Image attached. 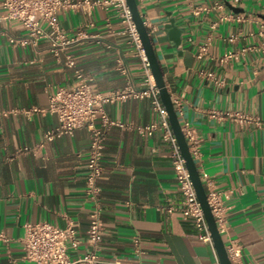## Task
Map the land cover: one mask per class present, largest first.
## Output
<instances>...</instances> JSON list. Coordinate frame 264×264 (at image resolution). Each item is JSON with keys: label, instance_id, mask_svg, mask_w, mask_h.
Returning <instances> with one entry per match:
<instances>
[{"label": "crops", "instance_id": "crops-1", "mask_svg": "<svg viewBox=\"0 0 264 264\" xmlns=\"http://www.w3.org/2000/svg\"><path fill=\"white\" fill-rule=\"evenodd\" d=\"M136 1L168 91L179 101L175 108L181 125L188 123L199 139L198 170L225 195L228 231L222 234L223 241L241 244V264H264V37L258 34L264 1ZM196 5L209 9L196 14ZM231 11L250 18L218 21ZM170 19L180 30L178 43L167 27ZM58 20L69 34L78 28L87 34L67 51L95 90L107 93L128 80L139 85L141 61L121 32L116 9L96 7L90 15L62 9ZM90 21L93 25L87 26ZM236 32L238 38L230 41L228 36ZM208 35V53L197 58L198 46ZM26 37L20 22L0 23V231L8 237L0 241V264H11L12 259L31 264L23 259L27 222L64 227L72 221L80 242L76 248L69 245V255L77 257L93 248L87 240L93 203L85 194L89 132L79 128L36 149L57 117L48 111L26 112L47 107L53 90L75 82L74 72L57 61L48 38L20 43ZM243 46L251 47L238 58L220 62L226 51ZM120 62L127 74L120 72ZM203 71H212L223 84ZM106 110L112 119L134 126L159 119L147 98L116 101ZM227 112L254 116L262 123L240 122L224 116ZM25 147L29 150H22ZM170 153L161 130L148 135L135 127L107 128L99 180L104 230L96 264L220 263L217 252L199 239L194 224L181 214L182 193ZM168 206L175 210L169 213Z\"/></svg>", "mask_w": 264, "mask_h": 264}, {"label": "built area", "instance_id": "built-area-1", "mask_svg": "<svg viewBox=\"0 0 264 264\" xmlns=\"http://www.w3.org/2000/svg\"><path fill=\"white\" fill-rule=\"evenodd\" d=\"M193 2V0H189ZM264 1V0H255ZM0 23H11L18 21L27 31V37L20 39V43L28 41L35 42L41 37L48 38L50 50L58 62L64 64L74 72L75 82L70 86H60L49 94L47 107H32L27 109V113L48 111L57 117V124L46 130L43 140L35 147H42L44 143L54 140L62 135H72L79 128H86L89 132V149L85 174V194L93 203L90 212V222L87 228V240L92 245V249L83 255L71 257L68 247L76 248L80 242L77 229L72 221L64 227L57 226L50 222H27L24 224L25 234L23 237L24 255L23 259L31 264H96L98 260V248L103 238V220L101 216V186L99 180L102 176V158L106 142V130L112 125L120 127H135L141 134L152 135L155 131L161 130L163 139L171 147V161L175 171L176 179L182 193L180 211L185 219H189L198 231L200 240L211 245L214 252L215 246L208 222L205 218L202 206L197 197L193 182L186 166L185 158L181 153L178 140L169 122L168 113L161 101L159 90L153 78L149 62L137 28L135 26L130 8L126 0H0ZM217 7L222 8L223 3H217ZM116 9L123 24L121 32L127 35L133 52L140 58L143 78L139 85H134L130 80L126 84L107 93L95 90L90 84V78L78 66L74 54L67 49L78 39L86 37L83 28H78L74 33L69 34L61 26L58 14L62 9H80L86 14H92L94 8ZM194 13L198 14L206 11L209 7L196 5L193 7ZM250 18L247 15L228 12L222 14L218 21L233 19L239 22ZM254 19V17H253ZM145 21V20H144ZM217 22L213 23V26ZM146 24V23H145ZM93 25L90 21L87 26ZM108 31L113 33L111 24L107 23ZM150 33V32H149ZM238 32L228 36L230 41L238 38ZM258 34L264 37V21L259 23ZM11 42H16L15 38H10ZM211 44V35L199 44L197 58H202L208 53ZM251 46H243L238 51L228 50L221 57L220 62H225L231 58H238L244 54ZM119 70L123 74L128 71L122 62ZM207 78L213 80L218 85L223 84L222 79H217L212 71L202 72ZM149 99L154 110L158 113L159 119L147 124L132 125L120 120L112 119L106 110V105L116 101H126L128 99ZM174 105H178V100H173ZM224 116L232 117L240 122H254L258 125L262 121L254 116L240 112H227ZM99 121V125L97 124ZM182 131L188 141L189 149L194 159L199 155V139L195 131L185 123ZM22 150L28 151V148ZM201 180L207 193V201L212 216L217 225L219 233L222 235L228 231L227 211L228 206L224 202L225 195L215 187L214 180L204 171L199 172ZM169 213L175 210L174 206H168ZM8 237L0 231V241L6 242ZM137 252L139 248V238H133ZM231 264H241L242 246L235 240L230 239L225 244ZM11 264H19L16 259H12ZM220 264V263H218Z\"/></svg>", "mask_w": 264, "mask_h": 264}, {"label": "water", "instance_id": "water-1", "mask_svg": "<svg viewBox=\"0 0 264 264\" xmlns=\"http://www.w3.org/2000/svg\"><path fill=\"white\" fill-rule=\"evenodd\" d=\"M126 2L130 8L135 26L141 38L143 48L145 50V54H146L147 60L150 65L153 78L159 90L161 101L168 113L169 122L178 140V144H179L181 153L185 158L186 166L189 171L191 180L193 182L197 197L200 201L205 218L208 222L211 235L213 238L215 250L217 252V256L220 261V264H231L222 235L219 233L217 229V225L215 223L210 207L208 205L206 188L204 186L203 181L201 180L196 161L190 152L188 141L182 131V125L178 117V113L176 111L175 105L173 103L172 96L170 92L168 91V88H167V85L164 79L163 71L160 66L159 60L156 56L153 42H152V37L149 33L148 27L146 26L144 18L142 14L140 13V10L137 5V1L136 0H126ZM167 27L169 28L170 32L174 33L173 38L178 43L180 41V38H179L180 34L177 35V33L180 30L174 25L173 19L169 20Z\"/></svg>", "mask_w": 264, "mask_h": 264}]
</instances>
